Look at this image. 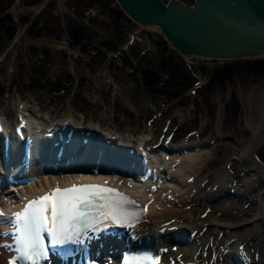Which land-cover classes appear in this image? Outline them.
<instances>
[{"label": "rangeland", "instance_id": "obj_1", "mask_svg": "<svg viewBox=\"0 0 264 264\" xmlns=\"http://www.w3.org/2000/svg\"><path fill=\"white\" fill-rule=\"evenodd\" d=\"M15 1L0 0V114L9 124L17 120L19 102L25 101L32 106V121L43 124L65 117L69 121L74 116L84 125L94 120L106 132L109 126L97 118L107 115L103 110L110 103L107 92L118 116L110 126L117 133L131 137L127 129L141 130L144 125L149 128L146 136L148 131L155 132V140L166 144L159 135L164 132L169 136L165 131L169 123L176 129L171 147L202 139L212 141L218 132L225 134L228 142L253 136L251 155L264 167L263 58L223 63L187 60L161 38L162 32L140 26L116 0H68L62 5L54 0ZM183 1L191 5L194 0ZM31 4H39L40 10L26 8ZM132 34L135 38L129 43ZM44 36L66 39L80 54L39 42ZM124 46V52L112 57ZM249 122L256 127L255 132ZM205 144L201 147L207 149ZM190 150L185 149V154ZM160 152L154 158L162 159ZM214 155L217 163L224 160L221 150L215 149ZM175 162L170 170L176 169ZM240 178L231 179L229 185ZM164 179L165 175L162 182H167L168 178ZM226 192L239 193L234 187ZM3 196L0 192V199ZM12 196L22 198L23 191L16 190ZM220 199L222 203L226 200L223 196L215 202Z\"/></svg>", "mask_w": 264, "mask_h": 264}, {"label": "bare ground", "instance_id": "obj_2", "mask_svg": "<svg viewBox=\"0 0 264 264\" xmlns=\"http://www.w3.org/2000/svg\"><path fill=\"white\" fill-rule=\"evenodd\" d=\"M33 7V11L37 12L39 10L37 4ZM142 26L148 29H154L158 33L162 32L161 38H164V40L171 45L158 24ZM133 35L134 34H132L130 38L132 42L135 38ZM40 41L48 44L51 43L59 49L66 48L69 53L73 52L80 54L76 52L77 49L75 50L69 47V43H67L66 39L53 40L52 38L44 36L39 39V42ZM183 55H185L187 60L193 59V61H203V58L199 55ZM208 60L212 61L210 58L206 59V61ZM100 77L102 78L103 75H100ZM106 84H108V82H106ZM105 95L107 96L106 100L110 102L109 104L107 103L103 109L107 115L105 117L101 116V118H97V120L109 126L108 130L106 132L104 130L101 131L96 124L93 123L94 120H89L90 118H88L89 121L84 125L85 123L80 124L79 120H75L74 116H72L71 119H68L70 122H67L68 127L65 131L67 133L73 128L74 133L69 136V140L66 143L74 147V149L71 147L63 148V154H61L62 157L59 161L72 159L70 162L74 164L79 163L78 166H84L87 162L95 166L98 162L102 164L112 161L115 165H119V168L128 167L132 171L136 170V167L139 166L140 163L137 162H140V156L145 154L144 151L146 148H150L151 150L154 149L153 143L159 142L163 150L168 147L165 143L162 144L160 141L155 140V132L153 134V132L148 131V136H146L145 132L149 128H146L144 125L141 130L134 127L127 129L130 135H134L133 138L132 136L128 137L129 135L126 136V134L117 133L115 130L116 128L110 125L114 121V123H116V118L118 116L115 113L116 111H114L115 108L112 99H110L107 92ZM21 99L22 98H19V101H21ZM262 105L264 106V104ZM18 106L17 112H22V114L24 113L23 117L25 116L19 119V121L16 116L17 120L9 124L0 114V145L8 137H10L9 140L15 137L20 138L24 135L30 136V134L35 137L43 135L45 131L38 132L35 130L39 129L40 125L43 124L39 121L36 122L30 119L32 113L28 111L32 106H30L28 102L21 101ZM263 115L264 107L261 116ZM23 122L28 126L29 131L26 132L24 129L26 126H24L25 124L23 125ZM46 124H48V126H46L45 129H49L51 123ZM248 126L251 127L250 130L255 132L256 127L254 128L252 123L249 122ZM124 128L125 127H123V129ZM142 131L143 135H141ZM192 135L194 134L192 133ZM52 136L55 138L46 136L45 139H40V141L37 140L35 143L38 147L41 146L40 149L43 150L42 155L44 156L40 163H46L47 161H49L50 164L59 163L56 162V160L52 161V159L48 157L50 146L60 140L55 134ZM212 138V141L211 138H209L208 140L202 139L183 143L176 147L170 146V148L168 147L166 150L172 149V152H164L163 155L162 152L161 155L164 157L162 159L160 158V160L156 157L154 158L159 152L150 151L152 152V159H157L155 160L156 162L153 160L151 161L152 163L155 162L153 166H156V169L154 170L156 172L162 171L161 174H159L161 178L165 175V179H175L177 184H170V186L173 187V191H167V193H170L173 197L170 196L167 198V196H158L159 200L157 199V201H152L151 197H149L148 200L145 198L143 199V205L146 204L148 206L146 210L147 222L136 231L135 235L138 238H142V241H150L153 246L155 245L157 250H160V248L164 246L169 248L171 245H174V242L177 243L179 247L178 251L169 250V252H167V257H163L165 261L168 259L166 264H170L168 261H172L173 263L171 264H224L225 261L228 260V252L231 254L236 253L240 255L241 258L243 255L245 258L247 257V261L240 262L241 264H264V245L261 246V244H264V240L262 242L261 239V237L264 238V167H261L259 163L255 162L251 155V144L254 137L251 136L250 138H246V140H231V142H228L226 135L218 132L216 136ZM205 143L208 145L207 149L201 147L202 144ZM60 144H62V142L57 143V148ZM129 145L130 147L136 145L138 148L135 149L136 147H134V150H130ZM188 148H191V150L189 154L186 155L187 152L185 151V154L184 150ZM23 149L27 151L31 148L26 146L23 147ZM215 149L221 150L223 161L217 163L214 155ZM14 150L15 149L12 148L11 151L9 150L10 153H7L5 157L3 156L9 167L8 170L12 172L15 170L13 161H15L16 153ZM174 152H178V154ZM147 154L148 153H146V155ZM53 159L56 158L53 156ZM161 160H164L165 164L162 165ZM175 161H179V163ZM173 162H175L177 167L176 169L172 168L170 170L169 168ZM253 162L255 164L252 167ZM156 163L160 167H157ZM76 169H78V167ZM250 170H252V172H250ZM77 171L63 172L54 175L44 173L22 189L23 195L25 198L31 197L36 193L44 191L45 188H50L52 185L58 183L64 184L69 182V180L71 181L78 178V176L82 177L83 174ZM101 174L100 172L98 173L100 180H112L113 178V175L108 173V171L103 175ZM94 176L95 175H88L87 177L93 179L95 178ZM236 176L241 178L236 179V184L229 185L230 180ZM118 180L119 181L116 182L118 186H128L124 177H119ZM15 187L19 189L20 185ZM15 187H11V189L10 187L2 188V190L5 189L3 190L5 196L0 200V205L8 204L6 206L13 208L11 204L21 199L15 200L14 196H12V190L16 189ZM232 187L239 193L235 195L228 194L226 192L227 188L232 189ZM127 190L131 193L139 192L140 187L137 188L133 186L127 188ZM223 196L226 198L223 203L221 199L220 202H215L218 198ZM234 197L237 198L236 201H234ZM172 224L179 227L180 231L172 235H167V225ZM162 229H166V231L162 233ZM188 236H193V238L186 241ZM113 239L114 238L111 237H109V239L106 238V245L109 246L111 243L114 247H117L116 240ZM240 257L238 260H240ZM1 260L4 262L3 264H5L7 262V257Z\"/></svg>", "mask_w": 264, "mask_h": 264}, {"label": "water", "instance_id": "obj_3", "mask_svg": "<svg viewBox=\"0 0 264 264\" xmlns=\"http://www.w3.org/2000/svg\"><path fill=\"white\" fill-rule=\"evenodd\" d=\"M140 25L158 24L171 46L212 62L264 59V0H116Z\"/></svg>", "mask_w": 264, "mask_h": 264}, {"label": "snow or ice", "instance_id": "obj_4", "mask_svg": "<svg viewBox=\"0 0 264 264\" xmlns=\"http://www.w3.org/2000/svg\"><path fill=\"white\" fill-rule=\"evenodd\" d=\"M112 193L116 190L101 185H73L66 189L57 187L29 201L22 211L14 214V223L19 225L16 228L19 235L15 237L19 259L35 261L45 254L41 233H49L54 244H63L71 239L79 233L81 225L87 226L93 208L97 209L100 217L117 223L125 222L128 214L121 211V204L127 198L117 193L119 199L116 200ZM16 260L13 257L9 264H16Z\"/></svg>", "mask_w": 264, "mask_h": 264}, {"label": "flooded vegetation", "instance_id": "obj_5", "mask_svg": "<svg viewBox=\"0 0 264 264\" xmlns=\"http://www.w3.org/2000/svg\"><path fill=\"white\" fill-rule=\"evenodd\" d=\"M125 48L127 47L124 46L123 48L119 49V51L112 53V57L118 56L121 52H124Z\"/></svg>", "mask_w": 264, "mask_h": 264}]
</instances>
